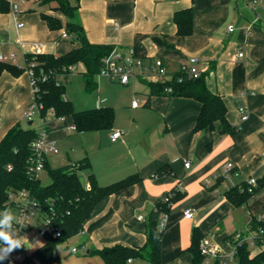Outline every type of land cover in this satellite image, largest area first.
Listing matches in <instances>:
<instances>
[{"label": "crops", "instance_id": "0c3cea01", "mask_svg": "<svg viewBox=\"0 0 264 264\" xmlns=\"http://www.w3.org/2000/svg\"><path fill=\"white\" fill-rule=\"evenodd\" d=\"M241 4L245 5L244 0ZM40 6L44 5L39 0L32 1L29 9L16 17L10 8L7 11L0 9V53L16 52L25 57L32 51L34 37L44 40V52L57 55L79 45L77 39L68 38L71 34L62 36L67 17L51 6L36 13ZM189 7H193L195 12L194 31L181 35L177 32L174 13ZM240 7V0H80V19L92 42L112 44L139 56L162 57L173 70L191 56L203 58L209 88L222 94L227 104L228 119L239 127L235 133H223L221 122L217 121L214 128L196 131L202 107L200 101L181 95L152 94L146 105L150 93L146 81L132 79L130 83L123 84L127 85L126 102L130 100L133 108L144 106L156 114L158 120L145 119L141 123L136 120L144 131L137 142L131 127H125L123 135L112 140V132L118 130L112 127L103 138L99 162L92 164L88 149L81 145L77 150L71 147L66 151L67 159L62 165L87 158L102 185L135 172L142 177L139 182L105 197L96 205L85 221L84 231L78 234L83 238L81 245L89 248L88 253L91 247L102 248L116 243L144 245L147 216L142 215L143 220L139 219V214L137 227H133L128 224V211L140 209L148 215L156 203L176 186L185 192L187 198L178 205L184 206L181 216L192 223L189 236L176 243L175 252L181 249L176 256L189 253L181 251L190 244L195 226L204 232L205 237L215 236L220 240L245 229L251 216L263 209L264 187L249 199L250 216L242 224L234 214V207L223 208L221 205L227 199L224 191L229 185L215 179L227 161H233L240 170L236 183L249 176L261 178L264 175V13L262 19L254 23L252 12L244 15ZM42 12L59 16L63 28L51 29L42 18ZM233 14H236V25L228 23L225 30L226 22ZM20 22L24 24L18 26ZM231 24L235 26L233 31L229 30ZM240 50L244 51L241 57L238 56ZM76 66L80 67L81 73L85 70L82 63ZM133 93L141 94L142 101ZM134 98L139 100L140 106L132 105ZM33 99L34 91L27 70L18 76L8 70L2 72L0 141L15 124H21V116H25L26 111L24 109L22 113L21 110ZM242 106L247 108V119H242ZM68 117L70 121L66 122L63 117L55 116L54 121L46 125L50 137L58 141L77 131L69 128L74 123L72 117ZM60 153L59 149L58 153L48 156L50 166L51 159ZM186 160H190V166L185 165ZM165 164L171 167L172 173L156 175V171ZM177 208L168 215L166 226L169 231L175 229L176 213H180ZM188 208L194 209L193 217L185 216ZM136 261V264H148L144 258L131 259L128 264Z\"/></svg>", "mask_w": 264, "mask_h": 264}, {"label": "trees", "instance_id": "16d2710c", "mask_svg": "<svg viewBox=\"0 0 264 264\" xmlns=\"http://www.w3.org/2000/svg\"><path fill=\"white\" fill-rule=\"evenodd\" d=\"M40 4L53 3V8L67 17L66 31L75 36L79 45L62 54L33 53L25 54L24 64L9 61H0V76L4 70L14 75H20L34 63L38 89L34 98L41 103V116L45 120L50 110L58 118L71 116L77 131L96 129H111L115 120V110L112 106H101L93 109L77 110L70 98L66 96V82L73 72L72 65L82 63L85 70L86 87L92 91L98 88L96 76L102 66V59L115 48L108 43H95L88 38L80 19V0H39ZM10 8L6 0H0V9L7 11ZM42 18L53 29H61L64 24L59 16L42 12ZM195 12L193 7L184 8L174 13L177 32L189 35L194 31ZM38 54V59L32 56ZM207 71L198 77H186L182 81L174 77L166 83L147 82L150 86L148 100L152 94L181 95L195 98L202 104L198 115L195 130L202 131L214 128L217 121L221 122L223 133H235L238 126L232 124L227 117V104L222 94L213 92L207 84ZM63 76L65 78H63ZM172 86L173 90L165 89ZM39 131L33 127H23L15 124L0 141V212L14 210L15 202L9 198L13 190H28L32 199L40 206L41 212L61 236L53 233H43L45 243L28 253L22 260H11L8 264H60L59 245L73 236L84 231L85 221L91 216L96 205L105 197L139 182L142 177L139 173H131L112 183L102 185L98 182L88 159L78 161V166L72 163L51 167L46 162L51 181L43 184L40 177L28 172L29 158L32 154L31 143L38 136ZM76 163V164H77ZM89 170L88 182L84 183L79 171ZM172 173L168 164L161 166L156 175ZM221 179L218 180V182ZM218 184V183H217ZM264 187V175L258 178L254 191L248 190V183L242 181L230 186L224 191L226 197L236 206L247 204L249 199ZM185 196L180 187H174L167 194V198L158 201L149 212L147 221V238L142 246H129L116 243L102 248H90L89 253L98 254L105 264H128L129 260L144 258L148 264H163L162 248L164 228L159 223L163 214L170 213L175 202ZM251 229L258 227L256 215L251 216L249 222ZM43 225L40 226L43 230ZM205 238L204 232L197 226L192 230L191 242L182 251L191 254L192 264H204L205 255L202 253L201 242ZM227 238V237H226ZM237 262L235 264H264V248L252 254L250 245L245 241L238 246ZM0 264H4L0 262ZM212 264H220L217 258Z\"/></svg>", "mask_w": 264, "mask_h": 264}, {"label": "built area", "instance_id": "2783aa9c", "mask_svg": "<svg viewBox=\"0 0 264 264\" xmlns=\"http://www.w3.org/2000/svg\"><path fill=\"white\" fill-rule=\"evenodd\" d=\"M9 3L11 12L16 16L29 9V3L36 0H6ZM252 7L256 12V16L253 22H258L262 19V13L264 12V0H249ZM24 23L20 22L18 26H22ZM234 25H229V30L233 31ZM62 36L68 37L69 33L65 30ZM33 53L44 52V44L39 42H32ZM244 55V51L240 50L238 56ZM0 61H9L17 64L20 63V57L16 52L0 53ZM25 62V57H24ZM34 63H31L27 68L29 73L31 84L33 87L34 95L38 89L35 71L33 69ZM76 65L70 66L72 70ZM205 71L204 59L197 56L189 57L187 62L182 63L178 69L173 70L169 67V64L162 57H144L135 54L133 51H125L121 48L115 47L112 52L102 59V66L99 74H103L109 77L112 81H117L122 84H128L132 79H140L146 82L154 83H166L172 81L175 76L179 81H182L186 77H198ZM167 92L173 90L172 86H168L165 89ZM134 107L140 106V102L137 98L132 101ZM29 108L25 111V117L32 121L36 113L41 114L42 105L37 99H33L29 103ZM49 112L54 113L53 110ZM242 119H247L249 114L247 108L240 107ZM44 120V119H42ZM43 130L39 132L38 136L32 141L31 149L32 154L29 158L28 172L35 176L40 177L41 172L45 170L47 158L52 153H58L59 147L57 141L49 136V130L42 121ZM70 129H76L75 124L69 127ZM123 135L122 130H115L111 134L112 140ZM264 155V151H263ZM77 162L72 163V167L78 166ZM186 166H190V161H185ZM240 170L233 161H227L224 163L222 172L215 175V179H221L222 182L227 183L230 186L236 184V179L240 176ZM248 183V190L254 191V188L258 184V178L256 176H249L246 180ZM210 183V181H208ZM9 198L15 202V209L10 210L15 219L11 221V228L19 233V235L26 234L33 226V222L36 221L39 226H44L43 233H53L56 237L61 236V232L50 223L49 219L44 216L40 210L39 204L36 200L32 199L28 190L20 189L10 192ZM167 198V196H166ZM7 210V209H5ZM5 210L0 212V218H3ZM195 211L192 208L185 210L186 217H193ZM139 219H144L142 215ZM168 219V214H163L159 223L160 228H165ZM258 221V227L251 229L247 226L245 229L237 230L227 238L217 240L215 236L212 238L205 237L201 242L202 253L205 255L204 264H212L215 259L220 260V264H235L237 262L238 246L243 242H247L251 249L252 254L260 251L264 248V207L256 215ZM7 230V228L5 229ZM23 246L9 253H5L4 245L0 251V256H4V259H0V262L8 264L11 260H22L28 253L23 254L20 249L26 244L23 238ZM258 249V250H257ZM72 251H77L76 247H73Z\"/></svg>", "mask_w": 264, "mask_h": 264}, {"label": "rangeland", "instance_id": "374dc122", "mask_svg": "<svg viewBox=\"0 0 264 264\" xmlns=\"http://www.w3.org/2000/svg\"><path fill=\"white\" fill-rule=\"evenodd\" d=\"M245 5L241 4L240 0V12L244 15H248V13L253 14V17L256 16V12L254 8L252 7L249 0H244ZM48 4V5H47ZM44 6H40L36 13H40V11L48 10L51 6V9L55 10L53 8V3H45L41 4ZM235 6H237L235 4ZM234 8V4H233ZM58 11V10H56ZM60 12V11H59ZM264 13V12H263ZM262 22V21H261ZM228 23H232L236 25V14L234 16L231 15L230 18H228L225 30H227ZM264 26V23H263ZM228 33V32H227ZM70 40H76L75 36H69ZM63 39V38H62ZM34 42L42 43L44 40L40 39V37H34ZM48 50H51V47L48 48ZM43 53V52H42ZM48 53V52H45ZM39 54V53H38ZM38 54H33V59H38ZM20 56V63L24 64V57L23 55ZM63 78H65L63 76ZM96 79L98 80V88L95 90H88L86 87V81L85 76L83 73L80 72V67L76 66L73 70V72L69 76V81L66 82V95L72 100L74 107L77 110L82 109H93L100 106H112L115 110V120L113 127L118 128L119 130H123L125 127L132 128L134 130V140L136 142L138 141V138H141V135L144 134V131L142 129V126H140V123L147 119L148 121H157L158 116L156 114H153L151 110L146 109L144 106H140L138 108H133L131 106V101L126 102V95L127 91L125 90V87L127 85H123L122 83H119L117 81H112L109 77L98 74L96 76ZM139 100L142 101V95L141 94H135ZM133 96V97H134ZM132 97V98H133ZM131 98V100H132ZM116 104V105H114ZM27 105L24 107L21 112L23 113L25 110H27L29 107ZM25 109V110H24ZM49 117H46L45 120H42V116L40 113H36L33 119V123H29L30 120H28L25 116H21V125L23 127H33L36 128L37 131H42V121L45 125L50 124L51 121H54L55 114L52 112H49L47 114ZM64 121L69 122V117L65 116L63 117ZM136 120H139L140 123H137ZM121 125L122 127H119ZM110 129H96V130H89V131H75L71 135H69L67 138H59L58 139V147L61 150V153L57 156L51 159V167H59L62 166L67 159L66 151L69 150L71 147L80 148L81 145H84L86 149H88L92 164L93 162H99L100 158L102 156V150H103V138L106 135V133ZM52 133V132H51ZM187 161V160H186ZM190 161V160H188ZM88 172L89 170H82L79 171L81 175V179L84 183L88 180ZM40 179L43 184H48L51 181V177L49 175V172L47 169H45L40 174ZM186 195L179 199L177 202H175L172 206V209L170 213L173 211V208H177L181 202L185 201ZM260 204V203H258ZM222 207H228L230 209H234V214L241 220V223L244 224L246 218L250 216V210L247 207V204L242 205H234L228 198L221 204ZM258 206V205H256ZM184 206L178 207V211L180 210V213H176V225L175 229H172L169 231L167 226L164 228L165 234H164V241H163V251H162V262L163 264H191L190 263V254L184 253L181 256H176L179 251L175 252V246L178 240L182 239L183 237H188L191 233V224L189 220L184 218V216H181V210ZM254 209V207H251ZM141 214L143 216H148L144 210H129L127 214L128 224L137 227L136 222L137 216ZM182 217V218H181ZM147 225V223H145ZM242 228V226H240ZM8 231L12 233L14 237L17 238H23L26 242L25 246L20 249V252L23 254L25 253H31L34 249L40 247L45 243V237L43 232L41 231V228L39 224L34 221L32 228L26 233L19 235V233L15 230H13L11 227L7 228ZM82 235H76L68 239L66 242L59 245V254L61 257L60 264H105L103 259L98 255L94 253H88L87 250L89 249L86 245H81L82 241ZM73 247L77 248V251H72ZM3 249V246L0 244V251ZM258 250V249H257ZM163 254L165 255L166 259H163ZM140 259V258H136ZM129 263V264H136Z\"/></svg>", "mask_w": 264, "mask_h": 264}, {"label": "clouds", "instance_id": "9594fccd", "mask_svg": "<svg viewBox=\"0 0 264 264\" xmlns=\"http://www.w3.org/2000/svg\"><path fill=\"white\" fill-rule=\"evenodd\" d=\"M15 219L13 213L10 210H5L3 214V218H0V243H2L4 247L5 253H9L14 249L20 248L23 246L22 240L20 238L14 237L12 233L6 228H10L11 221ZM4 256H0V259H4Z\"/></svg>", "mask_w": 264, "mask_h": 264}, {"label": "water", "instance_id": "95a60500", "mask_svg": "<svg viewBox=\"0 0 264 264\" xmlns=\"http://www.w3.org/2000/svg\"><path fill=\"white\" fill-rule=\"evenodd\" d=\"M30 122V124L32 123V121H29Z\"/></svg>", "mask_w": 264, "mask_h": 264}]
</instances>
